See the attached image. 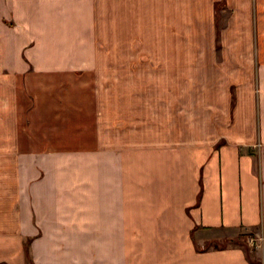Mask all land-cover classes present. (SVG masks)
I'll return each instance as SVG.
<instances>
[{"label": "crops", "instance_id": "crops-1", "mask_svg": "<svg viewBox=\"0 0 264 264\" xmlns=\"http://www.w3.org/2000/svg\"><path fill=\"white\" fill-rule=\"evenodd\" d=\"M246 237L264 264V0H0V264Z\"/></svg>", "mask_w": 264, "mask_h": 264}, {"label": "rangeland", "instance_id": "rangeland-1", "mask_svg": "<svg viewBox=\"0 0 264 264\" xmlns=\"http://www.w3.org/2000/svg\"><path fill=\"white\" fill-rule=\"evenodd\" d=\"M249 239H250L249 237H246V239H245L246 241L242 240V238H238L236 241L235 240H231V241L222 240V241H220L219 244L213 243V244L206 246L205 249H210L211 247H219V248L228 247V246H232L235 244L242 245L245 247L249 259L251 261H253L254 263H257V262H259V259L257 258L256 253H255L256 247L251 245V240H249Z\"/></svg>", "mask_w": 264, "mask_h": 264}, {"label": "trees", "instance_id": "trees-1", "mask_svg": "<svg viewBox=\"0 0 264 264\" xmlns=\"http://www.w3.org/2000/svg\"><path fill=\"white\" fill-rule=\"evenodd\" d=\"M235 241H236V240H235ZM210 244H213V243H208V244L205 245V247L208 246V245H210ZM207 248H208V247H207ZM215 248H216V249H220L219 247H215ZM254 264H261V263H260V262H257V263H254Z\"/></svg>", "mask_w": 264, "mask_h": 264}, {"label": "built area", "instance_id": "built-area-1", "mask_svg": "<svg viewBox=\"0 0 264 264\" xmlns=\"http://www.w3.org/2000/svg\"><path fill=\"white\" fill-rule=\"evenodd\" d=\"M251 245L257 247L254 240H251Z\"/></svg>", "mask_w": 264, "mask_h": 264}]
</instances>
